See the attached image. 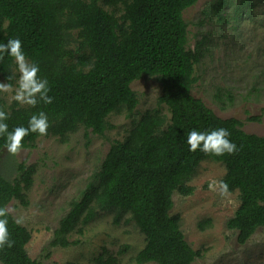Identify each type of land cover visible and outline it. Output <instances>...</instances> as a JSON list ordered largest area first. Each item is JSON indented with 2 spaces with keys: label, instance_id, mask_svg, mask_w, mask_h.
<instances>
[{
  "label": "trees",
  "instance_id": "1",
  "mask_svg": "<svg viewBox=\"0 0 264 264\" xmlns=\"http://www.w3.org/2000/svg\"><path fill=\"white\" fill-rule=\"evenodd\" d=\"M197 0H0V42L18 37L29 62L40 67L49 82L52 103L35 107L13 101L6 105L0 93V109L9 113V130L27 126L32 114L44 111L49 127L43 136L64 142L79 127L103 135L110 114L125 109L132 113L137 97L130 84L143 76L156 78L161 86L159 109L135 120L121 141L113 142L99 170L86 184L81 197L53 230L48 248L66 247L72 232L81 233L99 211L113 214L114 222L132 221L144 236V245L133 257L136 264H191L202 256L186 241L179 214H170L174 191L187 195V183L204 160L220 162L227 192H238L239 205L226 221L244 244L264 226V135L247 133L233 117L216 115L192 95L197 81L194 66L201 57L200 41L188 43L187 23L182 12ZM224 3L210 6L220 16ZM13 58L0 59V82L12 80ZM11 77V79H9ZM250 121L258 116L248 117ZM224 127L238 151L221 156L189 151L191 129ZM41 135L29 133L22 148ZM0 137V150L4 149ZM34 166L17 165L9 179L0 171V207L12 200L27 206ZM9 214L12 247L0 249L2 264H41L26 250L30 232ZM210 225L202 220L198 227ZM127 248L126 246L124 247ZM102 247L92 264H118L119 254Z\"/></svg>",
  "mask_w": 264,
  "mask_h": 264
},
{
  "label": "rangeland",
  "instance_id": "2",
  "mask_svg": "<svg viewBox=\"0 0 264 264\" xmlns=\"http://www.w3.org/2000/svg\"><path fill=\"white\" fill-rule=\"evenodd\" d=\"M215 1L224 3L220 16L210 6ZM182 17L187 23L189 46L201 42L192 95L219 117L238 119L243 131L264 135V0H197L182 12ZM17 76L15 65L9 83L13 89ZM1 82L8 83L3 78ZM130 87L137 97L135 109L132 113L122 109L110 114L103 135L79 127L64 142L48 135L40 136L17 154L0 150V171L9 179L17 176L20 163L35 168L27 206L12 200L6 207L12 209L14 218H23L20 225L31 234L27 253L41 264H92L91 259L102 247L113 253L124 250L118 264H136L133 257L144 245L143 234L132 221L123 218L114 222L113 214L104 211H99L81 233L69 235V240L77 241L75 244L48 248L49 255L45 256L53 230L70 203L81 197L109 146L121 141L142 114L159 109L168 116L166 107L158 104L161 86L156 78L143 76ZM12 95V90L1 93L6 105L14 101ZM250 116L259 120L250 121ZM224 174L220 162L201 161L187 183L192 192L172 194L170 214H179L186 241L194 250L202 251L191 264H264V226L244 244H239L236 231L226 226L239 205L238 192L221 193L218 187H209L213 181H221ZM206 219L210 225L200 229L198 223Z\"/></svg>",
  "mask_w": 264,
  "mask_h": 264
},
{
  "label": "clouds",
  "instance_id": "3",
  "mask_svg": "<svg viewBox=\"0 0 264 264\" xmlns=\"http://www.w3.org/2000/svg\"><path fill=\"white\" fill-rule=\"evenodd\" d=\"M7 55L13 58L18 76L16 78V86L9 83L0 82V93L13 91L12 100L20 105L35 107L41 102L44 104L52 103L53 97L50 92L49 82L46 78L39 75L40 67L35 62H29L26 59L25 52L22 49L21 40L9 38L6 42H0V59ZM11 79V77H9ZM9 113L0 109V137H4V150L10 154H17L22 150V140L29 133H37L41 136L47 134L49 127L48 116L44 111L32 114L27 126H15L9 130L8 120ZM230 133L224 127L212 130L198 131L191 129L187 134L186 143L189 151L195 152L197 149L204 153H211L221 156L225 153L232 154L238 151L237 145L229 139ZM210 188H219L221 193L228 190V185L224 181H213ZM12 209L8 207H0V249L12 247L14 241L10 239L8 230V216ZM14 222L17 225L23 223L22 217H16ZM2 264V261H0Z\"/></svg>",
  "mask_w": 264,
  "mask_h": 264
}]
</instances>
